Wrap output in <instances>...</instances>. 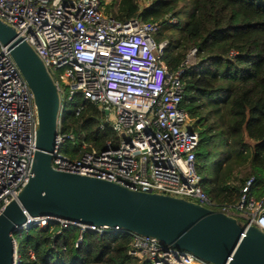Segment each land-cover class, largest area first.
I'll return each mask as SVG.
<instances>
[{
	"label": "built area",
	"instance_id": "2783aa9c",
	"mask_svg": "<svg viewBox=\"0 0 264 264\" xmlns=\"http://www.w3.org/2000/svg\"><path fill=\"white\" fill-rule=\"evenodd\" d=\"M0 19L33 47L56 86L54 168L196 201L264 231V179L257 183L254 175L248 176L238 199L218 208L201 184L196 161L199 131L180 104L181 74L194 48L170 70L161 58L167 39L154 38L161 22L138 16L120 20L106 12L100 0H0ZM165 19L176 21L170 15ZM75 94L97 103L104 111L99 126L108 123L114 133L99 148L83 142L79 154L72 156L63 145L74 143V134L62 129L59 114ZM81 108L76 107V114ZM111 111L114 121L108 118ZM36 125L33 93L7 44L0 41V211L32 175ZM52 220L79 225L76 242L85 228H106L51 215L28 216L20 228ZM131 233L128 252L151 264H215L155 236ZM19 261L13 234L10 264Z\"/></svg>",
	"mask_w": 264,
	"mask_h": 264
},
{
	"label": "trees",
	"instance_id": "16d2710c",
	"mask_svg": "<svg viewBox=\"0 0 264 264\" xmlns=\"http://www.w3.org/2000/svg\"><path fill=\"white\" fill-rule=\"evenodd\" d=\"M225 1L233 4L229 34L215 25L202 27L196 19L202 0H100L104 10L120 20L138 16L161 22L154 38L167 39L161 58L170 70L195 49V60L184 64L181 74L180 104L199 131L197 168L214 208L234 203L248 176L254 175L257 183L264 179V37L233 36L236 29L242 33L254 25L264 28V22L248 14L264 17V0ZM168 15L176 21H166ZM103 115L97 103L80 95L64 102L61 127L73 132L74 143L66 141L63 149L77 156L83 142L101 147L114 133L108 123L99 126ZM79 231L77 224L63 226L55 220L16 230L18 264H151L128 252L133 235L127 230L85 228L76 242Z\"/></svg>",
	"mask_w": 264,
	"mask_h": 264
},
{
	"label": "water",
	"instance_id": "95a60500",
	"mask_svg": "<svg viewBox=\"0 0 264 264\" xmlns=\"http://www.w3.org/2000/svg\"><path fill=\"white\" fill-rule=\"evenodd\" d=\"M0 41L32 91L37 113L32 175L0 211V264L11 263L13 234L34 215L152 235L215 264H264V231L255 225L182 197L54 168L56 86L33 47L1 19Z\"/></svg>",
	"mask_w": 264,
	"mask_h": 264
},
{
	"label": "rangeland",
	"instance_id": "374dc122",
	"mask_svg": "<svg viewBox=\"0 0 264 264\" xmlns=\"http://www.w3.org/2000/svg\"><path fill=\"white\" fill-rule=\"evenodd\" d=\"M106 3H110L113 1L117 3L118 0H104ZM233 7V4L225 1V0H202L201 8L197 14L196 19L202 25V27H209L210 25H215L216 28H220L228 34L231 32V28L226 30L229 27V14L230 9ZM250 18L257 22H264V17L248 12ZM234 38L243 39L245 36L250 37H264V28L259 27V25H254L249 30H246L240 33L239 29L234 30L233 32ZM190 52V51H189ZM195 60L194 53L188 57V62H192ZM110 121L115 120V115L113 111L110 112L108 116ZM237 221L241 224L242 220L237 218Z\"/></svg>",
	"mask_w": 264,
	"mask_h": 264
}]
</instances>
